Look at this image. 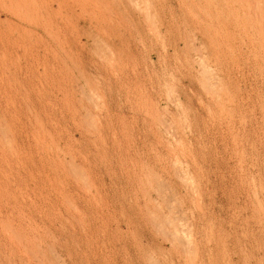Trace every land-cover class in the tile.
<instances>
[{
    "label": "rangeland",
    "instance_id": "rangeland-1",
    "mask_svg": "<svg viewBox=\"0 0 264 264\" xmlns=\"http://www.w3.org/2000/svg\"><path fill=\"white\" fill-rule=\"evenodd\" d=\"M128 1L0 0V264H245L227 0Z\"/></svg>",
    "mask_w": 264,
    "mask_h": 264
},
{
    "label": "bare ground",
    "instance_id": "bare-ground-1",
    "mask_svg": "<svg viewBox=\"0 0 264 264\" xmlns=\"http://www.w3.org/2000/svg\"><path fill=\"white\" fill-rule=\"evenodd\" d=\"M126 1V0H125ZM139 0H129V6L132 9L139 4ZM145 1V0H144ZM144 3V2H143ZM127 4V5H128ZM147 4V2H146ZM196 4V3H195ZM139 4L140 8L143 7ZM128 6V7H129ZM134 6V7H133ZM148 6V5H147ZM228 16V43L232 57V61L237 64L236 77L238 82V91L233 98L236 111L240 113L238 121L242 127L245 145L246 161L245 166V194H244V263L245 264H264V0H227ZM134 8V9H135ZM133 9V10H134ZM135 9V10H136ZM106 10V9H105ZM143 10V9H142ZM141 10V11H142ZM137 11V10H136ZM135 11V12H136ZM138 11V12H139ZM140 11V12H141ZM145 11V10H144ZM146 12V11H145ZM144 12V13H145ZM149 12V11H148ZM142 13V12H141ZM195 14V13H193ZM147 16L149 14H146ZM151 16V15H150ZM151 19V18H150ZM149 20V19H148ZM153 24V23H152ZM154 25V24H153ZM160 28V27H159ZM218 29V28H217ZM47 30V29H46ZM224 31V30H223ZM227 34V33H226ZM50 35V33H49ZM196 36V35H195ZM194 36V38H196ZM96 38L95 36H92ZM94 40V39H93ZM100 40V39H99ZM197 40V39H196ZM96 41V40H95ZM98 42V41H97ZM97 45V43L95 42ZM178 44V43H177ZM95 45V46H96ZM100 46V45H97ZM102 46V45H101ZM110 46V45H109ZM107 47V46H106ZM169 47V46H168ZM98 48V47H97ZM101 48V47H100ZM102 50V49H101ZM100 50V51H101ZM63 51V50H62ZM95 51V50H94ZM98 51V50H97ZM112 51V50H110ZM109 51V52H110ZM201 50L198 49V52ZM102 52V51H101ZM100 52L101 56L102 53ZM99 53V51H98ZM104 54L106 52H103ZM108 53V52H107ZM132 53V52H131ZM201 53V52H200ZM111 54V53H110ZM109 54V55H110ZM98 56V54H96ZM108 55V54H106ZM105 55V56H106ZM203 55V54H202ZM102 59V57H100ZM105 58V57H104ZM110 58V56H109ZM205 57H203L204 59ZM106 59V58H105ZM104 59V60H105ZM202 60V58H201ZM108 61V60H107ZM203 61V60H202ZM205 61V60H204ZM113 62V61H112ZM110 63V62H108ZM233 64V63H232ZM111 65V64H110ZM205 65V64H204ZM113 67V66H112ZM146 68V67H145ZM81 69V68H80ZM114 69V68H113ZM208 69V68H206ZM210 71V70H209ZM81 72V70L79 71ZM204 72H206L204 70ZM208 72V70H207ZM215 73V71H214ZM80 74V73H79ZM133 74V73H132ZM206 74V73H205ZM212 74V73H211ZM95 75V74H94ZM203 75V74H202ZM209 75V72H208ZM215 75V74H214ZM207 76V75H206ZM210 76V75H209ZM205 77V75H204ZM216 77V76H215ZM218 77V76H217ZM77 78V77H76ZM96 78V77H95ZM219 78V77H218ZM216 80V78H213ZM86 80V79H85ZM159 80V79H158ZM206 81V80H205ZM207 81L208 76H207ZM218 81V79H217ZM235 81V80H234ZM201 82V81H199ZM222 82V81H221ZM91 83V82H90ZM217 83V82H216ZM219 83V81H218ZM77 84V83H76ZM60 85V84H59ZM83 85V84H82ZM223 85V84H222ZM92 86V85H91ZM220 86V85H219ZM83 87V86H82ZM89 87V86H88ZM94 87V85H93ZM214 87V85H213ZM223 87V86H222ZM225 87V86H224ZM90 88V87H89ZM221 88V86H220ZM94 89V88H92ZM167 89V88H166ZM173 89V88H172ZM211 89V88H210ZM226 89V88H225ZM224 89V90H225ZM171 90V89H170ZM215 90V88H214ZM222 90V89H221ZM93 91V90H92ZM169 91V90H168ZM96 92V90H95ZM172 92V91H170ZM217 92V90H216ZM227 92V91H226ZM84 93V92H83ZM229 93V92H228ZM96 94V93H95ZM142 94V93H141ZM99 95V93H98ZM218 94H216L217 96ZM219 96V95H218ZM217 96V97H218ZM178 97V96H177ZM153 98V97H152ZM226 98V97H225ZM231 98V97H230ZM87 100V98H86ZM218 101V99H216ZM11 101V100H10ZM72 101V100H71ZM154 101V100H153ZM221 102V101H220ZM232 102V100H231ZM94 103V102H93ZM233 103V102H232ZM180 104V103H179ZM223 104V103H222ZM73 106V105H72ZM96 106V105H95ZM94 106V107H95ZM120 106V105H119ZM156 106V105H155ZM223 106V105H222ZM82 107V106H81ZM87 107V106H86ZM85 107V109H86ZM179 107V105H178ZM83 108V107H82ZM224 108V107H223ZM232 108V107H231ZM77 109V108H76ZM82 110V109H81ZM89 110V109H87ZM232 110V109H231ZM208 111V109H207ZM88 112V111H87ZM92 112V111H91ZM229 112V111H228ZM90 113V111H89ZM88 113V114H89ZM94 113V112H93ZM171 113V112H170ZM233 113V112H232ZM91 114V113H90ZM81 115V114H80ZM93 115V114H92ZM233 115V114H232ZM236 115V112H235ZM90 117V116H89ZM162 117V116H161ZM232 117V116H231ZM234 117V116H233ZM236 117V116H235ZM2 118V117H1ZM163 118V117H162ZM3 119V118H2ZM38 119V118H37ZM151 119V118H150ZM41 120V119H40ZM88 120V119H87ZM97 120V118H96ZM227 120V119H226ZM98 121V120H97ZM160 118V123H161ZM237 121V122H238ZM4 122V121H3ZM89 122V121H88ZM91 122V121H90ZM93 122V121H92ZM185 122V119H184ZM233 122V121H232ZM41 123V122H40ZM229 123V122H228ZM92 124V123H91ZM90 124V125H91ZM96 124V123H95ZM99 124V123H98ZM1 125V124H0ZM5 125V124H4ZM183 126V125H181ZM94 127V126H93ZM240 127V126H239ZM96 128V127H95ZM100 128V127H99ZM4 129V128H3ZM232 129V128H231ZM10 130V129H9ZM175 130V128L173 129ZM168 131V130H167ZM182 131V130H181ZM88 132V131H87ZM173 132V131H172ZM101 133V132H100ZM6 134V133H5ZM172 134V133H171ZM2 135V134H1ZM173 135V134H172ZM237 136V135H236ZM4 138V137H3ZM2 139V138H1ZM242 139V140H243ZM176 140V139H175ZM241 140V141H242ZM6 141V140H5ZM236 141V140H235ZM176 142V141H175ZM177 144V143H176ZM237 144V143H236ZM170 145V144H169ZM235 146V145H234ZM8 147V146H7ZM8 149V148H7ZM244 155V154H243ZM70 157V156H69ZM245 157V155H244ZM72 158V157H71ZM179 158V157H178ZM171 159V158H170ZM194 159V158H193ZM73 160V159H72ZM71 159L69 161H72ZM64 161V160H63ZM240 161V160H239ZM62 162V161H61ZM136 162V161H135ZM143 162V161H142ZM179 162V161H178ZM67 163V162H66ZM69 163V162H68ZM71 163V162H70ZM69 163V164H70ZM63 164V163H62ZM172 164V163H171ZM174 164V163H173ZM74 165V163H73ZM73 167V166H72ZM77 167V165H75ZM178 167V166H177ZM79 168V167H77ZM69 169H72L71 167ZM128 169V168H127ZM143 169V168H142ZM170 169V168H169ZM174 169V168H173ZM176 169V168H175ZM178 169V168H177ZM68 170V169H67ZM78 169H75L77 171ZM81 169H79V172ZM242 170V168H241ZM152 171V170H151ZM181 171V170H180ZM190 171V170H189ZM72 172V171H71ZM141 172V170H140ZM177 174L178 171L176 170ZM76 173V172H74ZM73 173V174H74ZM174 173V172H173ZM78 174V173H77ZM82 174V173H81ZM137 174V173H136ZM176 174V176H177ZM70 175V174H69ZM87 175V174H86ZM181 175V174H179ZM82 176V175H81ZM148 176V175H147ZM146 176V177H147ZM159 176V175H158ZM77 178V176H75ZM156 179V175L151 174V178ZM160 177V176H159ZM178 177V176H177ZM192 177V176H191ZM80 178V177H79ZM89 178V177H88ZM159 179V178H158ZM157 181L154 183H158ZM181 179V178H180ZM84 180V178H83ZM139 180V179H138ZM143 180V179H142ZM147 180V179H146ZM163 180V179H162ZM166 180V179H165ZM77 181V180H75ZM149 181V180H148ZM160 181V180H159ZM80 182V181H79ZM87 182V181H86ZM84 182V183H86ZM147 182V181H146ZM150 182V181H149ZM163 182V181H162ZM189 182V181H188ZM193 182V181H192ZM194 183V182H193ZM87 184V183H86ZM149 184V183H148ZM152 184V183H151ZM160 184V183H159ZM158 184V185H159ZM185 184V183H184ZM195 184V183H194ZM142 185V184H141ZM145 185V184H144ZM165 185V184H164ZM167 185V184H166ZM186 185V184H185ZM85 186V185H84ZM157 186V185H155ZM162 186V184H160ZM143 187V186H142ZM150 187V185H149ZM152 187V186H151ZM165 188V187H163ZM167 188V187H166ZM165 188V189H166ZM90 189V188H89ZM140 189V188H139ZM148 189V188H147ZM158 189V188H156ZM87 190V189H86ZM143 190V189H142ZM145 190V189H144ZM146 191V190H145ZM175 191V190H174ZM169 192V191H168ZM197 192V191H196ZM170 193V192H169ZM161 194V193H159ZM166 195V194H165ZM169 195V194H168ZM175 195V194H174ZM145 196V195H144ZM149 196V195H148ZM151 196V195H150ZM157 196V194H156ZM145 198V197H144ZM151 198V197H149ZM153 198V197H152ZM159 198V197H158ZM162 198V197H161ZM167 198V197H166ZM169 198V197H168ZM52 200V199H51ZM90 200V199H89ZM163 200V199H162ZM70 201V200H69ZM148 201V200H147ZM150 199L152 204L148 205V215L150 221L155 225L156 229L160 230L162 235L170 241L171 245L175 244L178 247H184L187 251L189 242L186 235L181 233L177 221V217L173 215L171 209L170 214H164L161 204L165 205L164 201H157ZM149 202V201H148ZM181 202V201H180ZM155 203V204H154ZM161 203V204H160ZM72 204V203H71ZM169 204L168 200L166 205ZM174 204V203H173ZM172 204V206H173ZM76 206V204H75ZM145 207V208H146ZM165 208H167L165 206ZM141 209V208H140ZM177 209V208H176ZM146 210V209H145ZM191 210V209H190ZM74 211V210H73ZM174 212V211H173ZM178 213V212H177ZM176 213V214H177ZM182 213V212H181ZM184 213V212H183ZM175 214V215H176ZM147 215V214H146ZM184 216V215H183ZM187 217V216H186ZM176 220H174V219ZM185 219V218H184ZM237 219V218H236ZM67 221V219H66ZM185 221V220H184ZM2 223V222H1ZM186 223V222H185ZM179 224V223H178ZM182 224V223H181ZM6 225V224H5ZM153 225V226H154ZM7 227V226H6ZM158 227V228H157ZM61 228V227H60ZM193 229V228H192ZM158 231V232H160ZM185 231V230H184ZM187 232V231H186ZM191 232V230H190ZM47 235V234H46ZM194 235V234H193ZM191 236L190 238H192ZM189 238V239H190ZM194 238V237H193ZM192 241V239H191ZM22 242V241H21ZM187 242V246H186ZM192 244V242H191ZM34 245V244H33ZM49 246V245H48ZM186 246V247H185ZM193 246V245H192ZM191 246V247H192ZM25 247V246H24ZM40 247V246H39ZM106 247V246H105ZM175 247V248H178ZM6 248V247H5ZM179 248V249H180ZM38 249V248H37ZM36 249V250H37ZM194 249V248H193ZM39 250V249H38ZM182 250V249H181ZM192 250V249H191ZM179 251V250H178ZM196 251V249L194 250ZM50 252V250H49ZM197 252V251H196ZM35 253V252H34ZM193 253V252H192ZM26 254V252H25ZM40 254V252H39ZM183 254V253H182ZM185 254V253H184ZM41 255L42 252H41ZM187 255V254H186ZM192 255V254H191ZM37 256V254H36ZM193 256V255H192ZM195 256V255H194ZM35 257V256H34ZM38 257V256H37ZM36 258V257H35ZM61 258V256H60ZM60 258L57 257L56 260ZM148 258V257H147ZM185 258V257H184ZM12 259V258H11ZM38 259V258H36ZM55 259V256H54ZM63 259V258H62ZM155 259V258H154ZM151 260V259H150ZM148 259V261H150ZM9 262V260L7 261ZM25 262V261H24ZM56 262V261H54ZM58 262V261H57ZM60 262V261H59ZM64 262V260H63ZM151 262V261H150ZM187 262V261H186ZM41 263V262H40ZM44 263V261H43ZM146 263V262H145ZM152 263V262H151ZM192 263V262H191ZM57 264V263H56ZM59 264V263H58ZM61 264V263H60ZM66 264V263H65Z\"/></svg>",
    "mask_w": 264,
    "mask_h": 264
}]
</instances>
